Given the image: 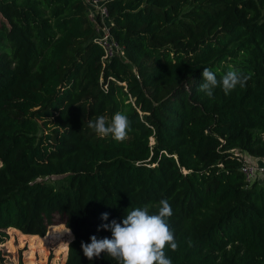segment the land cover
Listing matches in <instances>:
<instances>
[{
    "label": "trees",
    "instance_id": "16d2710c",
    "mask_svg": "<svg viewBox=\"0 0 264 264\" xmlns=\"http://www.w3.org/2000/svg\"><path fill=\"white\" fill-rule=\"evenodd\" d=\"M106 3L125 55L104 63L88 0H0V243L11 228L49 237L60 217L65 264H118L89 260L81 242L163 199L172 264H264V180L240 169L243 155L264 158V0ZM203 68L249 79L209 98ZM117 112L123 142L89 128ZM50 121L68 133L42 149Z\"/></svg>",
    "mask_w": 264,
    "mask_h": 264
},
{
    "label": "clouds",
    "instance_id": "9594fccd",
    "mask_svg": "<svg viewBox=\"0 0 264 264\" xmlns=\"http://www.w3.org/2000/svg\"><path fill=\"white\" fill-rule=\"evenodd\" d=\"M203 83L199 90L209 98L214 90L220 87L227 95L237 86L244 87L249 77L239 70L230 69L220 79L209 68H203ZM89 128L101 137L111 136L117 142H123L131 130L128 117L117 112L108 122L104 116H99L94 122H89ZM157 214H150L147 207L136 208L128 212L120 222L116 219L110 223H101L97 231L111 232V237H90V243L81 242L83 254L89 260L100 257L101 253L118 261V264H172L166 256L165 249H178L174 232L170 230L167 218L173 212L167 200L159 202ZM101 221H108L109 213H101ZM67 232H70L68 229Z\"/></svg>",
    "mask_w": 264,
    "mask_h": 264
},
{
    "label": "rangeland",
    "instance_id": "374dc122",
    "mask_svg": "<svg viewBox=\"0 0 264 264\" xmlns=\"http://www.w3.org/2000/svg\"><path fill=\"white\" fill-rule=\"evenodd\" d=\"M1 19V18H0ZM104 28V27H103ZM102 28V30H103ZM42 149L61 144L68 133V125L58 121L44 122ZM1 164V163H0ZM61 221L53 225V231L43 237H32L17 229H7L8 238L0 243L4 264H65L73 234Z\"/></svg>",
    "mask_w": 264,
    "mask_h": 264
},
{
    "label": "built area",
    "instance_id": "2783aa9c",
    "mask_svg": "<svg viewBox=\"0 0 264 264\" xmlns=\"http://www.w3.org/2000/svg\"><path fill=\"white\" fill-rule=\"evenodd\" d=\"M106 1L88 0V15L91 21L96 24L97 28V34L94 40L101 43L104 49V63L115 56L125 55L124 47L111 35L110 26L113 24V19L109 15ZM258 159L261 158L252 160L246 155L242 157L240 169L248 182L257 179L264 180V162H260Z\"/></svg>",
    "mask_w": 264,
    "mask_h": 264
},
{
    "label": "crops",
    "instance_id": "0c3cea01",
    "mask_svg": "<svg viewBox=\"0 0 264 264\" xmlns=\"http://www.w3.org/2000/svg\"><path fill=\"white\" fill-rule=\"evenodd\" d=\"M254 160H255V159H254ZM258 161H260V162H264V158L258 159ZM261 181H263V180H261Z\"/></svg>",
    "mask_w": 264,
    "mask_h": 264
}]
</instances>
